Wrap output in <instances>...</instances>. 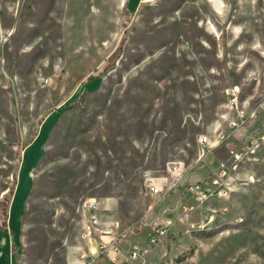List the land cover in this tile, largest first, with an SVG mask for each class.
Instances as JSON below:
<instances>
[{"label": "rangeland", "instance_id": "obj_1", "mask_svg": "<svg viewBox=\"0 0 264 264\" xmlns=\"http://www.w3.org/2000/svg\"><path fill=\"white\" fill-rule=\"evenodd\" d=\"M235 85L248 116L230 128ZM221 131L264 137V0H0V217L11 204L17 264H66L73 246L95 264L136 248L138 264H264V143L229 197L187 191L229 159ZM179 163L178 187L144 194L143 170ZM90 197L106 231L85 239Z\"/></svg>", "mask_w": 264, "mask_h": 264}, {"label": "built area", "instance_id": "obj_2", "mask_svg": "<svg viewBox=\"0 0 264 264\" xmlns=\"http://www.w3.org/2000/svg\"><path fill=\"white\" fill-rule=\"evenodd\" d=\"M225 95L227 97L226 106L230 112H235L234 116H228V126L230 128H238L248 116V110L240 100V89L237 85L229 86L225 89ZM200 141L205 145L208 142V136H203ZM228 141V136L225 132L221 131L218 133L217 144L226 143L229 152V159H220L218 166L215 168L211 176V186L205 187L201 182L188 185L187 191L198 203H203L212 197H229L231 189L236 184L235 181L237 178L235 177L234 172L242 163L256 160V153L264 143V137L252 136L248 142L239 147ZM185 173L186 169L181 163H179V166H176L169 177L165 176L162 179H159L158 176L150 170H143L141 174L143 192L148 196H161L166 194L182 183ZM247 176L248 181H259V178L252 173ZM98 207L99 202L97 198L90 197L81 203L80 208L83 217V236L85 239H90L98 234L101 235L102 232L106 231L100 217L98 216ZM185 209L187 210L188 208ZM158 231L160 234L165 232L163 228L158 229ZM107 244L108 242L101 240L99 243L100 250L102 251L104 248L107 249ZM143 253H145V250L137 248L131 250L130 257L126 264H138L137 261L143 256ZM81 257H87L85 251L81 253ZM109 258L113 260L115 264H121L120 261L118 262L117 255L112 254L111 251L109 252Z\"/></svg>", "mask_w": 264, "mask_h": 264}, {"label": "crops", "instance_id": "obj_3", "mask_svg": "<svg viewBox=\"0 0 264 264\" xmlns=\"http://www.w3.org/2000/svg\"><path fill=\"white\" fill-rule=\"evenodd\" d=\"M263 166H264V164H263ZM28 193H29V191L27 192V197H28ZM8 211H9L8 212V218H7L8 220H6V221H8V225L3 226L2 219L0 217V258H2L5 255L6 264H17L16 259H15V254L13 251V243L16 239L18 240L19 237L16 236L17 235V228L13 224L12 213H11V204H10ZM22 222H23V213H22ZM21 230H22V225H21L20 231ZM95 236H97V235H95ZM95 236H93V237H95ZM89 241L86 240V244H88ZM89 248H90V246H89ZM81 249L83 250L84 248H82V246L71 247L67 253L66 264H85V263H87V261L89 264H95L96 263L97 257H95L94 254L92 256V252H91L93 250V248L89 249V251L91 253L89 255V257L92 256L91 259L82 258L80 255V251H82ZM95 249H97V247H94L93 251H95Z\"/></svg>", "mask_w": 264, "mask_h": 264}]
</instances>
